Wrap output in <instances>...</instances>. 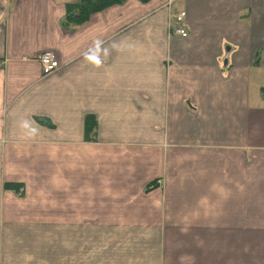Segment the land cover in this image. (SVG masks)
I'll use <instances>...</instances> for the list:
<instances>
[{"label":"crops","instance_id":"0c3cea01","mask_svg":"<svg viewBox=\"0 0 264 264\" xmlns=\"http://www.w3.org/2000/svg\"><path fill=\"white\" fill-rule=\"evenodd\" d=\"M67 1L0 0V264H264V0Z\"/></svg>","mask_w":264,"mask_h":264},{"label":"trees","instance_id":"16d2710c","mask_svg":"<svg viewBox=\"0 0 264 264\" xmlns=\"http://www.w3.org/2000/svg\"><path fill=\"white\" fill-rule=\"evenodd\" d=\"M123 1L124 0H68L64 22L76 26L88 19L93 12ZM94 122L95 116L93 114H88L86 116L85 129V137L88 140H96V131L93 129ZM7 185L14 188L18 187V185L14 183H7Z\"/></svg>","mask_w":264,"mask_h":264},{"label":"built area","instance_id":"2783aa9c","mask_svg":"<svg viewBox=\"0 0 264 264\" xmlns=\"http://www.w3.org/2000/svg\"><path fill=\"white\" fill-rule=\"evenodd\" d=\"M185 14L186 11H181L176 13L177 20L182 21L184 19ZM176 31L181 33L182 35H187V31L184 27H178ZM39 60L41 61L42 72L44 74L50 73L56 70L60 66V62L58 60L56 53L49 49L43 50L39 54ZM2 63L3 61L0 60V66L2 65Z\"/></svg>","mask_w":264,"mask_h":264},{"label":"water","instance_id":"95a60500","mask_svg":"<svg viewBox=\"0 0 264 264\" xmlns=\"http://www.w3.org/2000/svg\"><path fill=\"white\" fill-rule=\"evenodd\" d=\"M159 185H160V183H159V182H157V183H156V185H155V187H157V186H159Z\"/></svg>","mask_w":264,"mask_h":264},{"label":"rangeland","instance_id":"374dc122","mask_svg":"<svg viewBox=\"0 0 264 264\" xmlns=\"http://www.w3.org/2000/svg\"><path fill=\"white\" fill-rule=\"evenodd\" d=\"M262 211H264V210H262Z\"/></svg>","mask_w":264,"mask_h":264}]
</instances>
